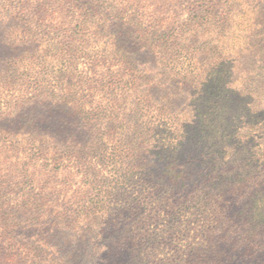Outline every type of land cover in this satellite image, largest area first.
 I'll list each match as a JSON object with an SVG mask.
<instances>
[{
	"label": "trees",
	"instance_id": "trees-1",
	"mask_svg": "<svg viewBox=\"0 0 264 264\" xmlns=\"http://www.w3.org/2000/svg\"><path fill=\"white\" fill-rule=\"evenodd\" d=\"M214 3L195 0L190 39L154 33L144 44L165 79L187 86V110L165 106L141 63L116 48L107 59H121L118 71L65 84L66 105L31 124L33 135L56 123L35 149L59 147L85 186L77 204L53 208L64 242L35 248V260L264 264V0H224L222 12Z\"/></svg>",
	"mask_w": 264,
	"mask_h": 264
},
{
	"label": "rangeland",
	"instance_id": "rangeland-1",
	"mask_svg": "<svg viewBox=\"0 0 264 264\" xmlns=\"http://www.w3.org/2000/svg\"><path fill=\"white\" fill-rule=\"evenodd\" d=\"M215 2L222 12L224 0ZM194 5L195 0H0V264H42L34 249L64 242L62 230L51 224L57 220L53 208L61 213L77 204L85 188L80 169L59 147L48 157L35 149L36 141L50 142L56 123L39 125L33 135L31 124L51 121L66 105L57 99L65 84L118 71L121 59H107L116 48L120 58L141 63L165 106L187 110V86L165 79L158 57L144 44L154 33L172 34L170 43L190 39ZM85 100L93 108L100 103L99 97ZM67 234L78 244L76 231Z\"/></svg>",
	"mask_w": 264,
	"mask_h": 264
}]
</instances>
